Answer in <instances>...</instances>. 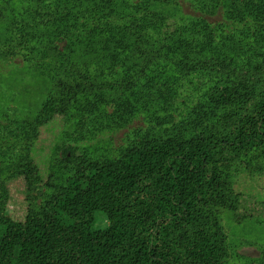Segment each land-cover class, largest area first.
I'll return each instance as SVG.
<instances>
[{"label": "trees", "instance_id": "16d2710c", "mask_svg": "<svg viewBox=\"0 0 264 264\" xmlns=\"http://www.w3.org/2000/svg\"><path fill=\"white\" fill-rule=\"evenodd\" d=\"M11 1H2L0 24ZM32 1L42 23L68 31L70 10ZM100 1L113 17L116 1ZM226 14L233 23L249 21L240 43L234 33L205 25L200 33L181 34L178 43L168 32L144 26L149 19L98 25L106 32V57L123 64L127 75L104 85L68 63V76L53 80L55 91L37 117L17 123L13 134L23 130L25 136L21 153L11 148L3 158L7 167H0V264H226L220 210L240 220L263 210L238 191L232 172L264 161V2L232 0ZM168 67L176 78L203 74L208 117L199 119L198 130L143 137L116 159L85 160L62 186L49 178L43 183L32 148L46 125L68 119L97 89L135 92L156 68ZM62 155L69 163L79 159L71 146ZM15 180L27 189L29 204L10 215L9 184ZM44 186L52 192L35 207L32 195L42 196ZM99 214L107 217L104 229L95 227Z\"/></svg>", "mask_w": 264, "mask_h": 264}, {"label": "rangeland", "instance_id": "374dc122", "mask_svg": "<svg viewBox=\"0 0 264 264\" xmlns=\"http://www.w3.org/2000/svg\"><path fill=\"white\" fill-rule=\"evenodd\" d=\"M49 1L60 12L70 10L72 17L66 33L65 25H46L35 17L36 4L32 0H12L0 24V167H7L3 158L11 148L15 154L21 153L25 136L23 130L19 135L13 134L17 123L37 117L42 103L55 91L53 80L68 76L65 65L75 64L104 85L127 75L123 64L106 57V32L98 25L149 19L143 22L144 26L168 32L173 43H178L176 38L181 34L200 33L205 25L223 29L227 36L234 33L233 41L240 43L245 39L246 23L249 24L247 19L233 23L227 16L232 0H115L113 17L103 10L100 0ZM175 75L170 67L156 68L135 92L118 94L105 88L81 98L68 119L46 125L34 143L32 158L38 177L43 183L49 178L50 184L62 186L89 158L100 162L113 160L143 137L191 135L198 130L199 119L208 117L203 74L184 79ZM69 146L79 156L74 163L65 161L62 155V150ZM232 174L238 191L262 203L263 210L243 220L229 210H220L228 237L226 264H264V161L250 168L237 166ZM6 175L5 172L2 177ZM9 190L8 213L19 214L22 206L29 204L27 189L15 180L10 182ZM51 192L52 188L44 186L42 196L32 195L30 203L39 207ZM107 226V217L99 214L95 227ZM1 234L0 228V240Z\"/></svg>", "mask_w": 264, "mask_h": 264}]
</instances>
